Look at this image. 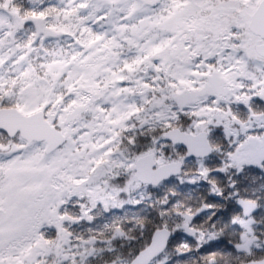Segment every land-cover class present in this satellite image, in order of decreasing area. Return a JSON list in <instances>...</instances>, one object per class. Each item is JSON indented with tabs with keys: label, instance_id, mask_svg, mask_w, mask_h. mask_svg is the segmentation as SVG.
Listing matches in <instances>:
<instances>
[{
	"label": "snow or ice",
	"instance_id": "6c2138e0",
	"mask_svg": "<svg viewBox=\"0 0 264 264\" xmlns=\"http://www.w3.org/2000/svg\"><path fill=\"white\" fill-rule=\"evenodd\" d=\"M0 264H264V0H0Z\"/></svg>",
	"mask_w": 264,
	"mask_h": 264
}]
</instances>
